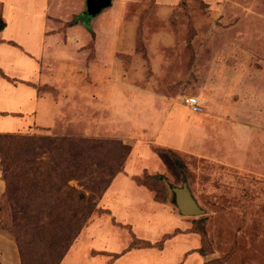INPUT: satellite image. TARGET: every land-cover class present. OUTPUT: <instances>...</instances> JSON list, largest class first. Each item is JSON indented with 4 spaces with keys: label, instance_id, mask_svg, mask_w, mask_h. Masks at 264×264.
<instances>
[{
    "label": "rangeland",
    "instance_id": "obj_1",
    "mask_svg": "<svg viewBox=\"0 0 264 264\" xmlns=\"http://www.w3.org/2000/svg\"><path fill=\"white\" fill-rule=\"evenodd\" d=\"M43 1L0 0V17L57 14L56 42L76 41L78 53L53 84L26 83L55 100L40 102L48 115L6 108L0 134L94 141L69 181L91 213L59 264L139 253L167 258L156 264H264V0H112L95 17L87 0H62L56 13ZM39 70L54 79L50 64ZM42 145L23 157L47 159ZM1 169L0 264H55L54 245L21 229L27 217L5 198ZM184 182L204 215H180L171 188Z\"/></svg>",
    "mask_w": 264,
    "mask_h": 264
},
{
    "label": "trees",
    "instance_id": "obj_2",
    "mask_svg": "<svg viewBox=\"0 0 264 264\" xmlns=\"http://www.w3.org/2000/svg\"><path fill=\"white\" fill-rule=\"evenodd\" d=\"M4 28L5 23L0 17V31ZM45 138L0 134V166L6 181L5 198L16 204L19 202L16 208L27 217L21 229L40 231V241L54 245L57 252L54 262L59 264L79 237L91 213L85 194L69 185V181L77 179L84 169L87 164L85 158L88 156L85 145L94 141ZM37 144L39 147L44 144L48 158L41 160L37 154L24 158L28 154L26 151H31L33 145ZM95 145L87 150L94 152ZM164 152L162 149L158 151L161 158ZM110 159L113 162L111 173L115 176L120 173V166L126 158L119 155L117 159ZM178 161H175L177 165L180 164ZM161 178L163 176H148L151 181ZM138 182L143 184L141 179ZM90 207L93 208V204Z\"/></svg>",
    "mask_w": 264,
    "mask_h": 264
},
{
    "label": "crops",
    "instance_id": "obj_3",
    "mask_svg": "<svg viewBox=\"0 0 264 264\" xmlns=\"http://www.w3.org/2000/svg\"><path fill=\"white\" fill-rule=\"evenodd\" d=\"M24 1L27 3L29 0ZM61 1L44 0L43 4L46 5V11L50 10L56 13L55 11L60 9ZM40 4H38V7ZM8 16V14H5L3 17L5 19L1 17L5 23V28L0 31V111L8 110L10 107L25 108L29 106L33 108L38 107L39 109V106H43L40 104L42 101L47 105L55 104V100L47 95L41 96L44 98L39 101L38 92L26 83H36L39 85L53 84L55 82L54 80L58 79L56 70L61 67L62 62H68L65 61L68 60V57L75 58L77 56L78 47L76 48L75 46L76 41H69L68 43V39L66 38L67 41L65 39L62 45L59 41L56 42L57 36L54 35V28H57V24L53 26V23L54 21H60L62 27L63 22L58 20L57 14H52L50 18L44 12L38 14L32 13L29 16L23 14L21 17ZM20 25L23 27L22 29L18 28ZM61 27L60 29H62ZM78 29L80 30L82 28L78 26L73 27L72 30L77 31ZM86 38L87 33H85ZM72 48L75 49L70 52L69 50ZM42 64H50L51 68L54 69V79L51 77V70H46V73L39 72L40 65ZM70 92V97H75L79 93L73 88L70 89ZM45 108L39 110L45 112L47 111V107ZM51 108L53 109V107ZM47 115L45 117H49L52 120ZM10 121H5V123H14L13 120ZM139 192L145 194L142 190H139ZM128 198L130 199V197ZM104 258L105 256H94L92 257V261L98 264H145V262H148L147 264H156V262L159 263L167 260V258H159L157 255L155 260V255L144 253L124 254L108 263ZM176 258L177 256L174 257V259Z\"/></svg>",
    "mask_w": 264,
    "mask_h": 264
},
{
    "label": "water",
    "instance_id": "obj_4",
    "mask_svg": "<svg viewBox=\"0 0 264 264\" xmlns=\"http://www.w3.org/2000/svg\"><path fill=\"white\" fill-rule=\"evenodd\" d=\"M112 0H87L86 8L90 17H95L103 9L111 5ZM173 203L177 207L180 215L185 217H198L205 214L192 195L187 182L181 187H172Z\"/></svg>",
    "mask_w": 264,
    "mask_h": 264
},
{
    "label": "built area",
    "instance_id": "obj_5",
    "mask_svg": "<svg viewBox=\"0 0 264 264\" xmlns=\"http://www.w3.org/2000/svg\"><path fill=\"white\" fill-rule=\"evenodd\" d=\"M184 104L189 108L191 112L201 113V105L198 98L188 97L184 100Z\"/></svg>",
    "mask_w": 264,
    "mask_h": 264
}]
</instances>
